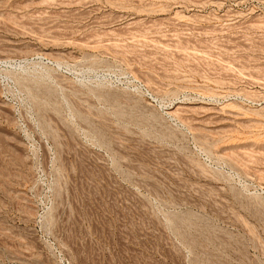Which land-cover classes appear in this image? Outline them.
Returning a JSON list of instances; mask_svg holds the SVG:
<instances>
[{
    "label": "rangeland",
    "instance_id": "rangeland-1",
    "mask_svg": "<svg viewBox=\"0 0 264 264\" xmlns=\"http://www.w3.org/2000/svg\"><path fill=\"white\" fill-rule=\"evenodd\" d=\"M0 264H264V0H0Z\"/></svg>",
    "mask_w": 264,
    "mask_h": 264
}]
</instances>
